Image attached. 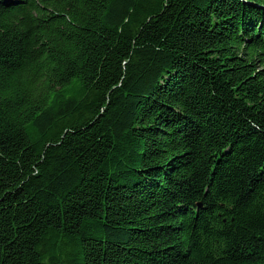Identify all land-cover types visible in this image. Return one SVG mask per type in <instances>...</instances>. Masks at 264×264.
I'll return each instance as SVG.
<instances>
[{"label":"trees","instance_id":"obj_1","mask_svg":"<svg viewBox=\"0 0 264 264\" xmlns=\"http://www.w3.org/2000/svg\"><path fill=\"white\" fill-rule=\"evenodd\" d=\"M0 264H264V0H0Z\"/></svg>","mask_w":264,"mask_h":264}]
</instances>
